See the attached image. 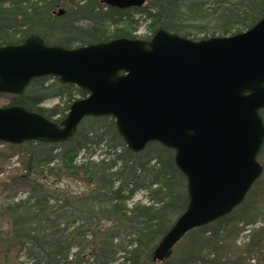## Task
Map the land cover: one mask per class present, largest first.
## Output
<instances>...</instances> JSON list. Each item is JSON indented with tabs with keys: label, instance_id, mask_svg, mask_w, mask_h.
<instances>
[{
	"label": "trees",
	"instance_id": "obj_1",
	"mask_svg": "<svg viewBox=\"0 0 264 264\" xmlns=\"http://www.w3.org/2000/svg\"><path fill=\"white\" fill-rule=\"evenodd\" d=\"M262 16L264 0H145L140 7L127 8L100 0H0V45L19 44L37 34L47 44L73 48L118 37L148 39L159 28L185 37L227 35L251 27ZM140 20L148 21L150 35L133 34ZM47 78L32 79L29 84L37 85L36 92L10 95L7 105H21L59 122L70 103L86 91L57 78L45 84ZM49 97H59L61 104L42 106ZM260 113L264 123V109ZM23 144L28 156L18 179L27 184L28 192L3 204L0 215L9 218L6 237L25 253L29 264L231 262L217 257L235 246L240 229L234 209L189 230L191 238L181 260H150L161 236L188 202L186 179L172 149L153 141L141 151L129 150L109 116L84 117L65 141ZM100 146L104 151L94 160ZM52 178L51 183L64 178L79 181L87 190L62 195L51 189L47 180ZM141 191L148 202L128 207L127 201ZM251 234L245 251L254 252L256 260L250 264H264V225Z\"/></svg>",
	"mask_w": 264,
	"mask_h": 264
},
{
	"label": "water",
	"instance_id": "obj_2",
	"mask_svg": "<svg viewBox=\"0 0 264 264\" xmlns=\"http://www.w3.org/2000/svg\"><path fill=\"white\" fill-rule=\"evenodd\" d=\"M100 1L118 8L145 3ZM42 76L86 95L59 122L21 105L0 106V141L61 142L84 117L109 116L129 150L155 141L174 151L188 202L154 247V261L166 259L189 230L230 213L262 173L264 16L245 31L197 40L159 28L149 39L73 48L37 34L0 45V92L21 94Z\"/></svg>",
	"mask_w": 264,
	"mask_h": 264
},
{
	"label": "rangeland",
	"instance_id": "obj_3",
	"mask_svg": "<svg viewBox=\"0 0 264 264\" xmlns=\"http://www.w3.org/2000/svg\"><path fill=\"white\" fill-rule=\"evenodd\" d=\"M139 14L135 13V18ZM148 21H139L138 27L133 32L137 36L150 35V30L147 27ZM198 24H201L200 22ZM246 29L242 30L245 31ZM234 34V33H233ZM217 35V34H216ZM214 35V36H216ZM227 35H230L227 34ZM191 39L205 38L203 33H194L188 36ZM209 37V36H208ZM55 77H48L45 84L53 82ZM36 84H29L25 88L26 94H33L36 92ZM11 94L0 92V106L7 105ZM56 104H61L59 97H49L45 99L42 106L50 108ZM78 126V125H77ZM24 143V142H23ZM23 143L10 144L0 141V207L3 204L11 203L24 198L28 192V186L22 179H18L21 174H24V161L28 156V147ZM104 151L102 146L96 147L92 156L94 160L100 158V154ZM83 151L80 152L82 155ZM79 155V156H80ZM259 163L262 165V173L259 178L251 185L245 198L237 207L234 208L233 214L237 218V227L240 229L234 239V245L224 253H220L217 260H230L226 264H250L256 260L254 252L248 254L245 251V245L250 240L251 233L264 225V145L263 150L257 157ZM80 160V158H78ZM54 178L48 179V183L52 182ZM51 189H56L60 194L81 193L87 190V186L79 181L71 179H59L56 183L50 184ZM137 201L148 202L143 192L136 193L131 199L127 201L128 207L132 206ZM10 226L8 217L0 215V264H29L25 253L17 249L12 241L6 237L7 229ZM191 236L185 234L172 248L170 255L166 259L181 260L184 255ZM262 247L264 248V242ZM153 262H160L161 260H152ZM165 260V259H163Z\"/></svg>",
	"mask_w": 264,
	"mask_h": 264
},
{
	"label": "flooded vegetation",
	"instance_id": "obj_4",
	"mask_svg": "<svg viewBox=\"0 0 264 264\" xmlns=\"http://www.w3.org/2000/svg\"><path fill=\"white\" fill-rule=\"evenodd\" d=\"M263 144H264V142H263Z\"/></svg>",
	"mask_w": 264,
	"mask_h": 264
}]
</instances>
